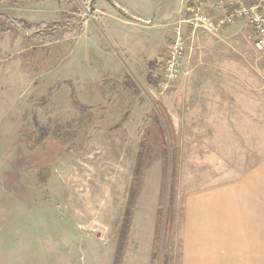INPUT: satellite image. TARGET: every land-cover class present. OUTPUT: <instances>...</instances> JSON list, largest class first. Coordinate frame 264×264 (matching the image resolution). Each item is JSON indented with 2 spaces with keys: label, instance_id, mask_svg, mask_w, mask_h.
Listing matches in <instances>:
<instances>
[{
  "label": "rangeland",
  "instance_id": "rangeland-1",
  "mask_svg": "<svg viewBox=\"0 0 264 264\" xmlns=\"http://www.w3.org/2000/svg\"><path fill=\"white\" fill-rule=\"evenodd\" d=\"M192 3L169 23L173 34ZM159 21H147L144 54L163 41ZM98 26L93 1L0 0V264H123L131 232L150 227L151 264H180L187 196L240 180L227 172L264 156V57L247 23L198 30L166 89L164 59L92 60ZM119 34L134 48L129 30ZM223 60H237L236 77ZM229 90L237 135H222L238 152L206 159L224 147L203 140L221 118L209 103ZM187 119L206 120V137Z\"/></svg>",
  "mask_w": 264,
  "mask_h": 264
},
{
  "label": "crops",
  "instance_id": "crops-1",
  "mask_svg": "<svg viewBox=\"0 0 264 264\" xmlns=\"http://www.w3.org/2000/svg\"><path fill=\"white\" fill-rule=\"evenodd\" d=\"M88 1L94 2L101 22L97 30L101 32L103 38L106 37V41H109L107 45L104 44L96 34L98 31L93 32V53L91 54L94 58L92 60L100 55L103 57L102 60H155L159 58L163 60L166 56L164 53L166 42L169 38H173L169 23L179 17L186 0ZM190 6L192 8V4ZM154 19L162 20L161 25L168 28L164 32V27L157 26L163 32V41L158 44L157 48L152 49L151 53L144 54L146 37L142 35L148 28L155 27L152 23L147 24V21ZM124 29L129 30V34L134 37L132 44L135 49L120 41L121 34L119 33ZM222 30L224 28L220 31ZM222 63L224 65L223 74L230 78L236 77L237 60H223ZM260 88L263 89L264 85ZM186 91L181 90L183 108L184 111L189 112V105H186V101L190 97ZM223 93L216 95L218 99L212 101V104L209 103L214 107L213 112L219 114L218 118L221 116L220 120L212 121L213 127L211 128L215 132L212 137L214 138L203 140L208 144H223L224 147L214 150L213 154L208 152L212 156L206 154V159L217 160V154L221 152H238L233 149V142L230 143L232 137L229 136L228 140H225L222 135L227 130L230 135H237L238 92L229 90ZM244 105L247 109L249 108V103ZM184 106H188L187 110ZM187 121L189 129L197 128L201 138L206 137L210 129L206 127L208 124L206 120H200L198 126H195L193 122L189 123V119ZM176 125L177 123L173 121L172 126L176 127ZM227 174L239 175L241 179L228 184L209 186L187 196L184 203L185 221L181 239L180 264H264V156L260 162L251 168L248 167L243 173L235 174L229 171ZM153 231L154 228L150 227L144 238H137V236L141 237L144 232L141 234L131 232L130 243L123 256V264H127L128 255L132 256L129 264H151ZM140 243L143 248L141 254L138 246Z\"/></svg>",
  "mask_w": 264,
  "mask_h": 264
},
{
  "label": "built area",
  "instance_id": "built-area-1",
  "mask_svg": "<svg viewBox=\"0 0 264 264\" xmlns=\"http://www.w3.org/2000/svg\"><path fill=\"white\" fill-rule=\"evenodd\" d=\"M237 22L250 26L249 39L264 57V0H193L190 15L174 28L161 67L159 85L166 89L179 79L187 40L196 36L198 30L216 34ZM182 24L188 29L187 35Z\"/></svg>",
  "mask_w": 264,
  "mask_h": 264
},
{
  "label": "trees",
  "instance_id": "trees-1",
  "mask_svg": "<svg viewBox=\"0 0 264 264\" xmlns=\"http://www.w3.org/2000/svg\"><path fill=\"white\" fill-rule=\"evenodd\" d=\"M32 27H33V26H30V27L28 26L29 29H31ZM36 33H37V32H36Z\"/></svg>",
  "mask_w": 264,
  "mask_h": 264
}]
</instances>
